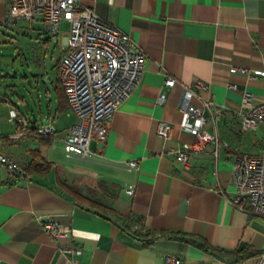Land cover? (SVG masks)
Masks as SVG:
<instances>
[{
    "label": "crops",
    "instance_id": "1",
    "mask_svg": "<svg viewBox=\"0 0 264 264\" xmlns=\"http://www.w3.org/2000/svg\"><path fill=\"white\" fill-rule=\"evenodd\" d=\"M78 1L129 34L146 54L144 69L130 95L113 111L104 142H90L94 154L66 157L63 138L75 115L59 99L58 70L69 31V22L62 20L67 30L60 28L49 63L44 55L34 65L40 74H48L56 100L52 119L61 122H51L57 130L54 138L42 139L51 148L28 147L17 158L1 145L19 164L30 158L32 149L53 164L44 176H11L1 168L0 264H166L167 254L178 256L181 264H257L264 250V218L233 202L231 168L238 154L261 151H242L230 139L240 135L234 136V131L247 129L241 123L246 110L241 91L256 100L264 98V0ZM6 18V0H0V26L8 24ZM22 21L46 33L47 38L39 34L37 40L50 44L55 34L45 30L42 16ZM168 76L174 82L165 86ZM197 79L210 85L220 109L206 123L220 141L217 154L215 143L208 142L183 166L172 150L191 144L194 137L180 128L178 105L184 86ZM162 93L165 99L159 104ZM198 95L208 96L203 90ZM191 100L201 105L196 95ZM50 117L48 113L43 118ZM64 117H70L67 123ZM159 123L170 127L165 138L156 133ZM48 148L64 156L52 157ZM133 159L139 168L128 170L127 162ZM129 185L134 186L132 195L125 192ZM46 218L69 227L70 237L50 238L41 226ZM124 222L158 236L144 243L121 226ZM180 234L201 238L214 251ZM66 244L81 249L72 260L60 249Z\"/></svg>",
    "mask_w": 264,
    "mask_h": 264
},
{
    "label": "built area",
    "instance_id": "2",
    "mask_svg": "<svg viewBox=\"0 0 264 264\" xmlns=\"http://www.w3.org/2000/svg\"><path fill=\"white\" fill-rule=\"evenodd\" d=\"M8 24L20 20H32L42 16L44 27L57 35L62 20L69 22V31L62 54L58 78L68 108L75 115L63 138V150L66 157L86 159L94 152L90 142L103 143L111 115L120 102L126 99L138 84L144 69L146 54L136 46L129 34L99 18L92 8L78 0H6ZM231 71L248 72L242 67H232ZM174 78L167 77L165 86L173 84ZM230 87L235 88L234 84ZM203 90L207 97H200ZM196 95L201 105L192 102ZM242 104L246 110L242 116V128H255L264 125V98L256 100L246 91H241ZM162 93L157 103L162 104ZM178 109L181 114L180 128L190 132L194 141L191 144L172 150L176 161L187 165L194 153L204 150L208 142H214L217 154L219 138L212 134L206 123L212 120V113L220 114L215 107L210 85L195 80L183 88ZM9 120L16 125L15 132L6 135L7 141H17L24 137L51 139L57 132L50 120L30 122L15 109L9 110ZM170 127L159 123L156 133L167 137ZM1 136V135H0ZM6 168L11 176H27L21 166L1 150L0 172ZM128 170L139 168L137 160L127 162ZM231 181L235 189L234 203L248 213L264 218V149L259 154L240 153L233 161ZM134 186L129 185L125 192L132 195ZM43 230L52 239L69 238L70 228L62 226L52 219H42ZM132 229L139 227L134 225ZM145 231L144 229H141ZM158 236V234H153ZM60 249L70 260L78 255L80 248L66 244ZM166 264H181V259L172 254L165 256ZM257 264H264V250L258 255Z\"/></svg>",
    "mask_w": 264,
    "mask_h": 264
},
{
    "label": "rangeland",
    "instance_id": "3",
    "mask_svg": "<svg viewBox=\"0 0 264 264\" xmlns=\"http://www.w3.org/2000/svg\"><path fill=\"white\" fill-rule=\"evenodd\" d=\"M21 21L0 26V140L2 147L11 151L17 158L24 155L28 147L41 146L46 149L51 146L49 141L27 136L17 141H7L6 135L16 130L15 123L9 120L10 108L17 109L16 111H20L27 119L34 120L35 117L38 122L49 113L52 123L55 122L57 126L61 124L59 117L52 119L56 100L48 74L44 70L40 74L34 69L37 57L42 59L45 55L46 62L49 63L57 35L50 37V44L44 43L42 40H37V37L42 34L41 38H47L46 33L36 29L33 24ZM65 30L67 27L63 22L61 31ZM36 72L37 76L34 75ZM64 119L67 123L70 117ZM242 131V133L234 131V136L240 135L235 139L231 138L230 141L236 143L242 151L260 152L264 146V125ZM59 152L55 149L50 152V156L63 157V152Z\"/></svg>",
    "mask_w": 264,
    "mask_h": 264
},
{
    "label": "trees",
    "instance_id": "4",
    "mask_svg": "<svg viewBox=\"0 0 264 264\" xmlns=\"http://www.w3.org/2000/svg\"><path fill=\"white\" fill-rule=\"evenodd\" d=\"M60 88H61V86H60ZM61 91H62V88H61ZM59 99H60L61 105L63 104V101H64V104L67 105L63 91L60 93ZM52 164H53L52 161L48 160L44 155H42L38 149H32V150H30V158L27 161L20 163L19 165L24 170L26 175L33 174V175H38V176H44L51 169ZM58 184L66 186L67 188H70L63 181L58 180ZM121 226L124 229H126L134 237L141 239L144 243H149L156 236V235H153L154 234L153 232L150 234L147 231H142L141 227L138 229H132L131 227H129L128 222L127 223L124 222ZM160 235H163V233H161ZM180 235H181L180 238L183 240H186V241L191 242V243H196L201 248H203L205 250H208L211 252L214 251V249L205 240H203L201 238H198V237H196L194 235H190V234H188V235L187 234H180ZM176 236H177V234H176ZM223 253L225 255L236 256V253L233 251L223 250Z\"/></svg>",
    "mask_w": 264,
    "mask_h": 264
}]
</instances>
